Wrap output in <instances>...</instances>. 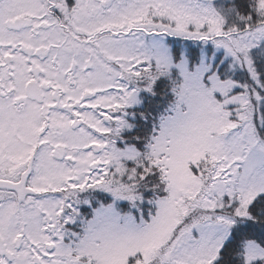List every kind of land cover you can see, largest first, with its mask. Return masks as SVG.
Masks as SVG:
<instances>
[{"label": "snow or ice", "instance_id": "obj_1", "mask_svg": "<svg viewBox=\"0 0 264 264\" xmlns=\"http://www.w3.org/2000/svg\"><path fill=\"white\" fill-rule=\"evenodd\" d=\"M0 264H264V0H0Z\"/></svg>", "mask_w": 264, "mask_h": 264}]
</instances>
